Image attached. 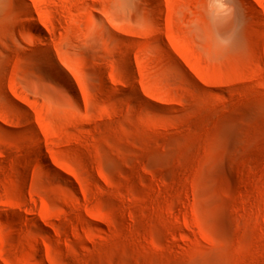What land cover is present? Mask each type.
Returning <instances> with one entry per match:
<instances>
[{"label":"rangeland","instance_id":"1","mask_svg":"<svg viewBox=\"0 0 264 264\" xmlns=\"http://www.w3.org/2000/svg\"><path fill=\"white\" fill-rule=\"evenodd\" d=\"M0 264H264V0H0Z\"/></svg>","mask_w":264,"mask_h":264},{"label":"bare ground","instance_id":"2","mask_svg":"<svg viewBox=\"0 0 264 264\" xmlns=\"http://www.w3.org/2000/svg\"><path fill=\"white\" fill-rule=\"evenodd\" d=\"M90 8H91V7H90ZM90 8H89V9H90ZM90 11H91V12H96V10L93 9V8H91ZM57 45H60V47L62 46L61 43H57ZM84 48H85V47H84L83 44H81V43H77V42H75V43L72 45V47H71L72 50H80V49H84ZM124 72L127 73V69H126V68H124ZM69 73H70V72H69ZM23 123H26V122L23 121Z\"/></svg>","mask_w":264,"mask_h":264}]
</instances>
